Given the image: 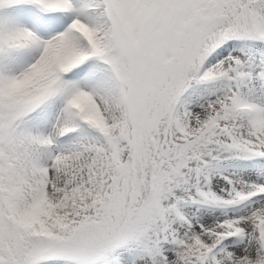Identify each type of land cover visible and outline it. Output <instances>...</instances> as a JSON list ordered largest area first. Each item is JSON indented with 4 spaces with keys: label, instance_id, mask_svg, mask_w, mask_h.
<instances>
[{
    "label": "snow or ice",
    "instance_id": "1",
    "mask_svg": "<svg viewBox=\"0 0 264 264\" xmlns=\"http://www.w3.org/2000/svg\"><path fill=\"white\" fill-rule=\"evenodd\" d=\"M0 264H264V0H0Z\"/></svg>",
    "mask_w": 264,
    "mask_h": 264
}]
</instances>
